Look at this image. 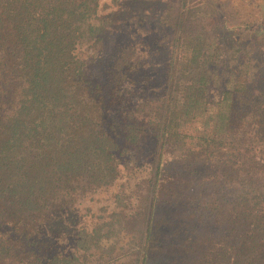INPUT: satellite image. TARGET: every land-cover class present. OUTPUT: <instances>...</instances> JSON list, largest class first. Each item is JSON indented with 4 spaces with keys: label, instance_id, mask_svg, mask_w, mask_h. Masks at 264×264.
Wrapping results in <instances>:
<instances>
[{
    "label": "trees",
    "instance_id": "trees-1",
    "mask_svg": "<svg viewBox=\"0 0 264 264\" xmlns=\"http://www.w3.org/2000/svg\"><path fill=\"white\" fill-rule=\"evenodd\" d=\"M206 5L0 0V264H131L114 230L132 264H264V39L227 61ZM126 162L142 205L76 228Z\"/></svg>",
    "mask_w": 264,
    "mask_h": 264
},
{
    "label": "rangeland",
    "instance_id": "rangeland-1",
    "mask_svg": "<svg viewBox=\"0 0 264 264\" xmlns=\"http://www.w3.org/2000/svg\"><path fill=\"white\" fill-rule=\"evenodd\" d=\"M206 1L207 5L205 7L194 11L192 14L200 18V22H198L206 28L210 29L211 27L213 29L214 25L221 57H229L227 61L230 62L236 56H248L253 46L255 49V44L262 42L264 39V0ZM115 16L118 17L117 19L120 17L117 14L112 18ZM124 24L126 25V23ZM161 53L160 57L163 59L165 52L162 51ZM133 90L139 91L142 90V87H140V84H137L136 86L134 85ZM133 152H135L133 154L134 156L139 153L137 150ZM171 163L173 168L178 165L175 161H171ZM126 165L127 167L121 168L120 176L111 185L80 198V203H77L75 207L77 209L76 212L71 214V219L74 221V224L78 222L76 228L82 226L91 227L94 224L102 225L103 221L101 219L106 217V219L111 220V227L115 229L117 225L116 221L122 223L123 216L128 211L142 205V195L146 188L145 182L142 181L143 169L138 168L135 170L129 162H126ZM169 193L167 192L166 194ZM163 194L162 189L157 194L159 195L157 209L161 213V209L171 203V200L168 202L162 201L161 196H164ZM174 215H176L175 212L169 214V221H175V218L172 219V217H175ZM180 217L183 218L184 216ZM173 224L172 227L174 226ZM47 227L49 229H55L56 225L53 221H50L47 223ZM130 233L132 234L129 230L126 234L118 232L117 230L112 231L111 242L113 243H108L109 245L105 247V250L110 252V255H122V259L128 257L129 262L132 264L131 253L134 250V240L130 239ZM50 237L53 239L52 236H49V239ZM57 245L63 250H67L71 244L59 236L57 242L52 245L51 249H56Z\"/></svg>",
    "mask_w": 264,
    "mask_h": 264
}]
</instances>
